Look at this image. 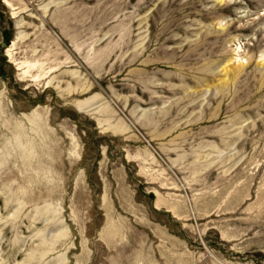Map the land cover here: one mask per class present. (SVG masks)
I'll use <instances>...</instances> for the list:
<instances>
[{
  "label": "rangeland",
  "instance_id": "rangeland-1",
  "mask_svg": "<svg viewBox=\"0 0 264 264\" xmlns=\"http://www.w3.org/2000/svg\"><path fill=\"white\" fill-rule=\"evenodd\" d=\"M0 264H264V0H0Z\"/></svg>",
  "mask_w": 264,
  "mask_h": 264
}]
</instances>
